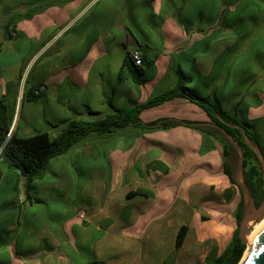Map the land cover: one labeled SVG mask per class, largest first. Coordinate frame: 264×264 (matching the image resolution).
<instances>
[{
    "label": "crops",
    "instance_id": "0c3cea01",
    "mask_svg": "<svg viewBox=\"0 0 264 264\" xmlns=\"http://www.w3.org/2000/svg\"><path fill=\"white\" fill-rule=\"evenodd\" d=\"M180 76L185 91L217 100L263 139L264 0H0L9 136L53 140L72 121L104 118L107 102L129 110L175 90ZM223 138L178 97L143 110L139 124L88 135L31 182L0 153V264H117L99 259L105 250L167 264L175 225L188 227L182 249L204 234V218L205 237L226 235V247L241 193L223 173ZM137 191L145 197L127 198ZM142 240L157 258L138 252Z\"/></svg>",
    "mask_w": 264,
    "mask_h": 264
},
{
    "label": "trees",
    "instance_id": "16d2710c",
    "mask_svg": "<svg viewBox=\"0 0 264 264\" xmlns=\"http://www.w3.org/2000/svg\"><path fill=\"white\" fill-rule=\"evenodd\" d=\"M148 64V63H147ZM185 78L180 76V85L172 91H169L146 104L135 106L129 110H122L112 103L107 102L109 114L104 118L93 121H72L61 131V133L53 140L49 139L46 133H38L28 138H20L15 134L8 137L10 122L7 117L6 107L0 104V153L7 162L8 166L18 170L27 182H31L40 176L47 163L64 153H66L73 145L83 140L90 134L105 135L114 131L127 128L129 126L139 124V114L148 108L157 106L174 98L182 97L192 103L197 104L209 117L211 123L222 129L228 134L234 142L241 148L243 154L242 176L243 182L249 190L251 197L254 199L255 207H258L263 199V182L259 161L256 155L244 143L242 131H244L249 140L262 153L264 157V142L255 134V131L248 125L240 121L237 115L225 112L217 100L199 97L193 93L185 91L183 82ZM32 89L29 93L33 100L38 96L33 94ZM221 119V121L218 119ZM154 125V124H150ZM176 125L173 122L161 121L162 128H169ZM229 125L240 126L233 128ZM192 127L203 135L210 136V129L200 124H193ZM223 145V173L227 177L230 184L233 182V168L229 159L236 154L234 148L227 142L225 138L221 139ZM145 197L141 192H132L127 198ZM243 216L242 198L233 213L236 223L232 238L222 253L211 260L207 264H239L246 245L238 238V224ZM187 226H180L174 241V249L180 250L186 234Z\"/></svg>",
    "mask_w": 264,
    "mask_h": 264
},
{
    "label": "rangeland",
    "instance_id": "374dc122",
    "mask_svg": "<svg viewBox=\"0 0 264 264\" xmlns=\"http://www.w3.org/2000/svg\"><path fill=\"white\" fill-rule=\"evenodd\" d=\"M255 134L257 135V133ZM262 141L264 142V136H263ZM229 161L231 163V167L233 168V172H234L236 169L237 162H238L237 154L232 155ZM104 164H106L105 161H104ZM97 165L101 166V160L97 162ZM190 221L191 220H189V224H188L189 229H191L192 227L195 228L197 224L196 220H194L193 223ZM258 223L259 222L249 224L248 230H247V236L251 232L254 231ZM200 224L202 226L201 231L204 232V234L200 233V235H191L188 238L185 247L178 251H176L174 248L172 250H169V260L167 264H207L208 260L216 258L222 253L226 245V235L207 238L205 237V234L208 230L211 229L212 222L208 218H204L200 220ZM174 229L176 231L178 230L177 224L175 225ZM142 246H143V249L140 250V247ZM151 246H153L151 242L145 243V241L142 240V242H140V245L138 246L139 247L138 252H140V254L147 252V255H151V256L155 255L157 258L158 257L156 255L157 253L151 250ZM248 246L249 245L246 246V249L244 251V254L240 262H242V259L248 249ZM120 248L121 246H119V249ZM146 249L148 251H146ZM162 253L164 252L162 251ZM99 259L105 263H113L114 261L117 264H129V262H131V261L122 259L120 251L117 252L116 256L109 254V252L106 250L102 251L99 253Z\"/></svg>",
    "mask_w": 264,
    "mask_h": 264
},
{
    "label": "water",
    "instance_id": "95a60500",
    "mask_svg": "<svg viewBox=\"0 0 264 264\" xmlns=\"http://www.w3.org/2000/svg\"><path fill=\"white\" fill-rule=\"evenodd\" d=\"M221 121V119L218 117ZM215 126V125H214ZM233 128H240V126L229 125ZM216 127V126H215ZM220 130L223 136L226 138L227 142L234 148L235 153L238 156V162L236 169L233 172V182L239 188L241 193L242 203H243V216L238 224V238L247 244V230L250 223L260 222L264 218V157L261 151L249 140L247 134L242 131V136L244 143L248 145L250 150L256 155L261 169L262 182H263V199L258 207H255L254 199L251 197L248 188L243 182L242 167H243V154L241 148L234 142V140L226 134L222 129L216 127ZM23 176V175H22ZM240 264H264V227L260 233L256 236L253 244L250 247L249 253L243 262Z\"/></svg>",
    "mask_w": 264,
    "mask_h": 264
},
{
    "label": "built area",
    "instance_id": "2783aa9c",
    "mask_svg": "<svg viewBox=\"0 0 264 264\" xmlns=\"http://www.w3.org/2000/svg\"><path fill=\"white\" fill-rule=\"evenodd\" d=\"M129 58L133 61V63L136 66H142L141 55H140V53L138 51H132V52H130ZM44 90H45V87L41 85V86L37 87L36 89H34L33 94L35 96H39L41 93L44 92ZM8 137H9V134H8Z\"/></svg>",
    "mask_w": 264,
    "mask_h": 264
},
{
    "label": "bare ground",
    "instance_id": "6f19581e",
    "mask_svg": "<svg viewBox=\"0 0 264 264\" xmlns=\"http://www.w3.org/2000/svg\"><path fill=\"white\" fill-rule=\"evenodd\" d=\"M264 227V218L258 223V225L255 227L254 231L251 232L247 237H246V240L248 241L247 244L249 245L248 246V249L242 259V262L243 260L246 258L247 254L249 253V250H250V247L251 245L253 244L256 236L260 233V231L263 229Z\"/></svg>",
    "mask_w": 264,
    "mask_h": 264
}]
</instances>
